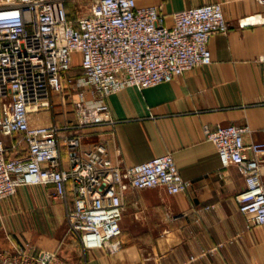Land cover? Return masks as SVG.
I'll list each match as a JSON object with an SVG mask.
<instances>
[{
	"label": "built area",
	"instance_id": "1",
	"mask_svg": "<svg viewBox=\"0 0 264 264\" xmlns=\"http://www.w3.org/2000/svg\"><path fill=\"white\" fill-rule=\"evenodd\" d=\"M168 17L161 5L138 0H0V202L22 186L50 187L65 204L67 226L82 248L115 253L125 246L121 221L128 190L188 189L172 153L122 166L104 143L83 142L84 130L117 123L110 96L210 65L211 37L231 28L221 2ZM237 24L264 26V10ZM67 90L76 93L74 120L31 123L32 114L52 109L54 97L64 98ZM252 131L248 125L205 126L222 167L235 165L245 178L236 201L248 227L264 225V141L247 143ZM0 264L69 263L57 251L23 242L0 250Z\"/></svg>",
	"mask_w": 264,
	"mask_h": 264
},
{
	"label": "crops",
	"instance_id": "2",
	"mask_svg": "<svg viewBox=\"0 0 264 264\" xmlns=\"http://www.w3.org/2000/svg\"><path fill=\"white\" fill-rule=\"evenodd\" d=\"M210 2L222 3L231 24L226 34L211 37L213 62L172 82L113 94L109 104L115 126L84 130L83 138L86 145L104 143L112 161L122 166L172 153L191 183L188 189L178 194L164 187L128 190L121 221L125 246L108 253L84 250L74 239L65 204L52 197L50 187L22 186L0 202V250L31 242L41 250L57 251L69 264H264V225L248 227L236 201L246 188L245 178L235 165L222 167L216 146L205 135V126L248 125L253 131L245 141H264V63L259 61L264 26L237 24L263 11L264 2L138 0L140 5H161L169 20L175 10ZM75 56L78 72L80 54ZM68 95L75 100V92L67 90ZM62 107L32 114L31 123L74 120V101L72 108ZM261 173L264 181V161Z\"/></svg>",
	"mask_w": 264,
	"mask_h": 264
},
{
	"label": "rangeland",
	"instance_id": "3",
	"mask_svg": "<svg viewBox=\"0 0 264 264\" xmlns=\"http://www.w3.org/2000/svg\"><path fill=\"white\" fill-rule=\"evenodd\" d=\"M79 63V62H78ZM59 95H56L55 100H53V105L59 106L60 108H63L62 106H65L66 108H72L73 107V96L68 95L64 100H61L58 98Z\"/></svg>",
	"mask_w": 264,
	"mask_h": 264
}]
</instances>
